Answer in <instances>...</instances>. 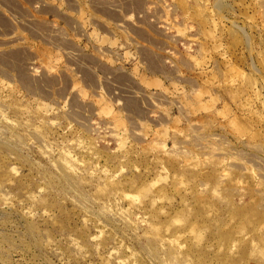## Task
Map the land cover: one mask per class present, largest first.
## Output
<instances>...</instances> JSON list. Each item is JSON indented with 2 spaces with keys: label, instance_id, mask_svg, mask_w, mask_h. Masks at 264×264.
Wrapping results in <instances>:
<instances>
[{
  "label": "rangeland",
  "instance_id": "obj_1",
  "mask_svg": "<svg viewBox=\"0 0 264 264\" xmlns=\"http://www.w3.org/2000/svg\"><path fill=\"white\" fill-rule=\"evenodd\" d=\"M0 264H264V0H0Z\"/></svg>",
  "mask_w": 264,
  "mask_h": 264
}]
</instances>
